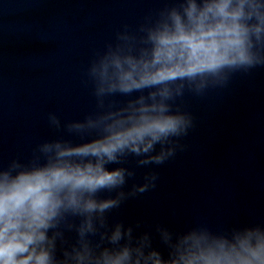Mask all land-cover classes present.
I'll use <instances>...</instances> for the list:
<instances>
[{"label":"clouds","instance_id":"clouds-1","mask_svg":"<svg viewBox=\"0 0 264 264\" xmlns=\"http://www.w3.org/2000/svg\"><path fill=\"white\" fill-rule=\"evenodd\" d=\"M259 66L264 0H171L134 31H118L86 71L96 110L63 124L48 114L50 127L82 142L46 140L27 160L0 165V264H264V223L182 232L157 224L165 257L150 232L136 234L139 221L109 220L159 179L150 170L125 190L136 175L123 166L129 157L137 167L162 165L184 149L194 127L185 96ZM116 95L132 98L117 104Z\"/></svg>","mask_w":264,"mask_h":264}]
</instances>
